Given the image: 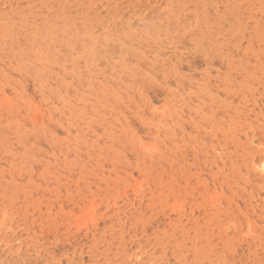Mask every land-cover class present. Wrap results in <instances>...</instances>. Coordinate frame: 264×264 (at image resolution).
Returning <instances> with one entry per match:
<instances>
[{
    "label": "rangeland",
    "instance_id": "obj_1",
    "mask_svg": "<svg viewBox=\"0 0 264 264\" xmlns=\"http://www.w3.org/2000/svg\"><path fill=\"white\" fill-rule=\"evenodd\" d=\"M0 264H264V0H0Z\"/></svg>",
    "mask_w": 264,
    "mask_h": 264
}]
</instances>
